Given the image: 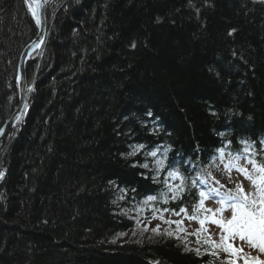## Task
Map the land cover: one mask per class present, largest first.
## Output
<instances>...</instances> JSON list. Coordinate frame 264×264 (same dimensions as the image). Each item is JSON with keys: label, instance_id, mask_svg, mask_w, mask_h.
Instances as JSON below:
<instances>
[{"label": "trees", "instance_id": "16d2710c", "mask_svg": "<svg viewBox=\"0 0 264 264\" xmlns=\"http://www.w3.org/2000/svg\"><path fill=\"white\" fill-rule=\"evenodd\" d=\"M31 1L0 0V129ZM47 17L0 153V264H225L194 236L120 240L123 210L200 218L221 150L264 162V0H52Z\"/></svg>", "mask_w": 264, "mask_h": 264}, {"label": "rangeland", "instance_id": "374dc122", "mask_svg": "<svg viewBox=\"0 0 264 264\" xmlns=\"http://www.w3.org/2000/svg\"><path fill=\"white\" fill-rule=\"evenodd\" d=\"M36 2L37 1L30 2L31 11L35 10ZM217 159L219 160L215 162H218L220 165L217 175V181H219V183H214L213 187L218 191H214L212 194L206 193L209 198L204 200L203 209L216 210L221 208L219 200L229 194H234L237 183L242 184L245 191H251L250 182L241 173L237 172L234 168L229 170L223 165L222 162L229 163L231 159L225 155L223 161H221L220 156H218ZM240 163L251 171V165L247 164V162L240 161ZM229 177H231V179H229ZM174 181L173 187L178 188V178L175 177ZM224 208L225 211H223V213H217L215 217L212 212L204 211L200 218L192 219L183 215L177 216L174 214L152 212L145 202L133 211L123 210V214L133 222L134 227L129 230L128 233L122 235L120 240L136 241L141 238L147 240L150 238L158 239L161 236H173L183 243H188L187 241L190 236H194L197 241L196 243L200 245L198 250L214 253L217 257L215 258L220 261L219 263L245 264L246 260L247 264H255L256 260L264 262V253H261L258 248H252L246 241L242 242L238 238L234 241H229L227 239V234H224L226 239L223 247H214L215 245L221 244L222 232L221 229L211 221L212 219L220 218L221 215L224 218L230 219L231 211L227 209V204L224 205ZM200 220L204 221L203 227H201L199 223ZM154 229H158V231H154ZM229 243L231 247L228 251H225L224 247H228ZM189 246L191 248H196V245L191 246L189 244Z\"/></svg>", "mask_w": 264, "mask_h": 264}, {"label": "snow or ice", "instance_id": "6c2138e0", "mask_svg": "<svg viewBox=\"0 0 264 264\" xmlns=\"http://www.w3.org/2000/svg\"><path fill=\"white\" fill-rule=\"evenodd\" d=\"M31 7V5H30ZM32 15L37 17V12L32 11ZM39 22V20H37ZM231 34V33H230ZM151 115V113H149ZM138 146L130 155H135L139 148ZM152 156L156 153L152 152ZM247 164L251 165V171L240 163V156L232 157L231 161L225 165L229 170L235 169L241 173L251 185V191H245L242 184L237 183L235 186L234 194H229L219 200L221 208L204 209L206 212H212L215 217L217 213H223L225 211L224 205L227 204V209L231 211V218H224L222 215L218 219H212V223L217 225L221 229V244L215 245L214 247H223L226 239L224 234H227L229 241L239 239L240 241H246L252 248H258L261 253H264V162H258L250 158L251 154H248ZM224 153L221 150L220 159L223 161ZM163 167L164 161L160 160L157 162ZM142 167L147 168L148 165L144 164ZM172 176H178V172L171 173ZM182 179V178H181ZM231 179V177H229ZM219 183V181H217ZM174 192L177 189H171ZM182 190V187L179 188ZM201 202L200 207L203 208L205 199H208V194L205 192L200 193ZM175 198V196L173 197ZM155 197H149V200H153ZM181 211H185L181 209ZM196 219L195 216L191 217ZM201 227L204 225V221L200 220ZM158 231V229H154ZM207 242V241H206ZM231 247L229 243L228 247H224L225 251H228ZM242 251V249H241ZM247 264V260L245 261ZM255 264H264L259 260L255 261Z\"/></svg>", "mask_w": 264, "mask_h": 264}, {"label": "water", "instance_id": "95a60500", "mask_svg": "<svg viewBox=\"0 0 264 264\" xmlns=\"http://www.w3.org/2000/svg\"><path fill=\"white\" fill-rule=\"evenodd\" d=\"M51 1L52 0H37V2L35 3V11L37 12L36 19L39 20V22H37L39 30L34 40L24 48L20 57L18 66L20 100L12 116L0 129V153L7 139V136L15 128L17 122L19 121L20 117L24 112L28 97V80L26 74V65L29 58L41 48L46 38L48 29L47 8L50 5Z\"/></svg>", "mask_w": 264, "mask_h": 264}, {"label": "bare ground", "instance_id": "6f19581e", "mask_svg": "<svg viewBox=\"0 0 264 264\" xmlns=\"http://www.w3.org/2000/svg\"><path fill=\"white\" fill-rule=\"evenodd\" d=\"M143 203H145V202H142L140 205H142ZM140 205H139V206H140ZM139 206H138V207H139Z\"/></svg>", "mask_w": 264, "mask_h": 264}]
</instances>
